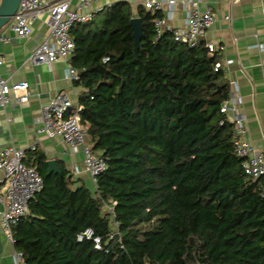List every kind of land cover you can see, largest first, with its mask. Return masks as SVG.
I'll list each match as a JSON object with an SVG mask.
<instances>
[{
  "label": "trees",
  "instance_id": "1",
  "mask_svg": "<svg viewBox=\"0 0 264 264\" xmlns=\"http://www.w3.org/2000/svg\"><path fill=\"white\" fill-rule=\"evenodd\" d=\"M160 16L140 7L137 54L126 1L97 29H73L81 123L107 169L90 187L63 164L48 174L36 150L26 156L44 182L12 226L26 264H264L263 178H248L234 151L219 52L172 31L156 39ZM87 227L101 249L77 240Z\"/></svg>",
  "mask_w": 264,
  "mask_h": 264
},
{
  "label": "built area",
  "instance_id": "2",
  "mask_svg": "<svg viewBox=\"0 0 264 264\" xmlns=\"http://www.w3.org/2000/svg\"><path fill=\"white\" fill-rule=\"evenodd\" d=\"M126 0H20L17 11L5 26L8 31L14 32L19 37L31 35L32 26L42 15H46V21L50 25L51 35L49 39L41 42L31 52L28 60L36 63L43 62L51 66L55 61L66 59L69 65L66 69V78L74 83L79 79L78 71L71 64V57L75 50V39L72 34L74 28L81 24L90 23L95 15L111 8L118 2ZM2 0H0L1 4ZM177 0H168V6L173 7ZM163 1L146 0L145 8L152 13L161 12ZM168 15L155 19L156 39L164 32L172 31L175 40L187 44L189 47H197L202 42L206 32L215 22V13L211 7L201 9L197 2H193L187 10L185 24L179 28L168 26ZM9 37L0 32V43ZM211 52H221L225 45L216 42H205ZM256 46L264 49V43ZM106 60L108 58H105ZM5 58L0 52V105L5 107L13 101L25 103L30 98L28 81L11 82L1 73V67ZM218 63L216 70L222 67ZM243 102L241 96H230L221 107L228 121L234 124L235 138L234 151L243 159L242 168L248 178H263L264 192V151L257 148L249 139L246 116L239 111V105ZM82 105L74 103L64 91L57 92L41 108V125L39 134L48 137L60 136L74 149L81 147L83 153V170L86 171L93 183L97 177L107 169L106 159L93 151L87 142V128L82 125L80 111ZM36 142L30 145L29 150L35 151ZM26 150L11 144L0 149V170L4 176L0 179V226L1 233L7 242L15 245L12 226L20 218L29 212V204L36 194L43 188V177L39 171L26 165L24 159ZM82 171L77 165L73 169L74 174ZM116 204V202H114ZM110 213H114L113 207H108ZM118 223L113 221V226ZM78 241L92 240L96 249L103 247L101 236L97 235L92 227H87L77 234ZM15 247V246H14ZM12 264H26L22 250L14 248L12 252Z\"/></svg>",
  "mask_w": 264,
  "mask_h": 264
},
{
  "label": "crops",
  "instance_id": "3",
  "mask_svg": "<svg viewBox=\"0 0 264 264\" xmlns=\"http://www.w3.org/2000/svg\"><path fill=\"white\" fill-rule=\"evenodd\" d=\"M145 1L126 0L134 17H138L140 7L146 9ZM161 1L164 2L161 13L169 16L167 23L173 29L184 26L187 10L193 2H197L202 10L211 7L214 11L215 22L202 41L225 45L219 56L230 81L231 95L242 97L239 111L246 116L249 139L264 151V49L256 46L264 43V0H177L173 7L168 6V0ZM0 32L9 37L0 43V52L5 58L2 75L11 82L25 80L30 83L27 102L0 105V149L13 144L26 150L27 156L31 153L30 145L36 142V151L46 156L48 170L49 159H55L59 166L63 164L72 173L77 165L82 171L74 176L88 183L91 177L83 170L81 147L74 149L60 136L38 133L43 104L59 91L66 92L74 103H78L79 95L84 91L83 87L66 78L68 60L60 59L51 66L28 60L36 46L50 38L51 28L46 15L35 21L28 37H19L5 27ZM3 176L0 170V179ZM1 238L0 264H12L15 247L2 233Z\"/></svg>",
  "mask_w": 264,
  "mask_h": 264
},
{
  "label": "water",
  "instance_id": "4",
  "mask_svg": "<svg viewBox=\"0 0 264 264\" xmlns=\"http://www.w3.org/2000/svg\"><path fill=\"white\" fill-rule=\"evenodd\" d=\"M20 0H2L0 4V30L3 29L14 16L18 9ZM133 28V36L135 39V54L138 53L140 42L143 38V25L140 17H133L130 21ZM49 170L48 174L52 172L61 173L60 166L55 159H49L48 161ZM2 248V238L0 233V252Z\"/></svg>",
  "mask_w": 264,
  "mask_h": 264
},
{
  "label": "rangeland",
  "instance_id": "5",
  "mask_svg": "<svg viewBox=\"0 0 264 264\" xmlns=\"http://www.w3.org/2000/svg\"><path fill=\"white\" fill-rule=\"evenodd\" d=\"M105 13H106V9H104V10L98 12V13L95 15L94 19L91 21V24H90V27H91L92 29H97V27H99V26L101 25V21H102L104 15H105ZM88 185H89L90 187H91V186L93 187V184H92V181H91V180L88 181ZM0 229H1V226H0Z\"/></svg>",
  "mask_w": 264,
  "mask_h": 264
}]
</instances>
